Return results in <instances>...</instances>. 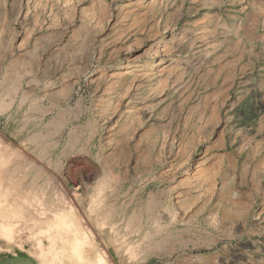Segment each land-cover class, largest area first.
I'll return each instance as SVG.
<instances>
[{
  "label": "rangeland",
  "instance_id": "374dc122",
  "mask_svg": "<svg viewBox=\"0 0 264 264\" xmlns=\"http://www.w3.org/2000/svg\"><path fill=\"white\" fill-rule=\"evenodd\" d=\"M0 192V264H264V0H0Z\"/></svg>",
  "mask_w": 264,
  "mask_h": 264
},
{
  "label": "bare ground",
  "instance_id": "6f19581e",
  "mask_svg": "<svg viewBox=\"0 0 264 264\" xmlns=\"http://www.w3.org/2000/svg\"><path fill=\"white\" fill-rule=\"evenodd\" d=\"M154 64L156 65V67H158V66H160L161 64H162V61H155L154 62ZM127 72H130V71H141V64L140 63H138V62H136V63H133V64H131V65H129V66H127V70H126ZM18 183V182H17ZM19 184V183H18ZM17 187H18V185H17ZM19 188V187H18ZM1 193V192H0ZM28 193V192H27ZM32 198H35L34 196H32ZM37 198V197H36ZM32 201H33V199H32ZM35 202H37V200L35 201ZM34 203V202H33ZM154 203H156V202H154ZM152 205V204H151ZM23 209H24V207L22 206V205H18L15 209H14V211H16L17 213H20V212H23ZM153 209V208H152ZM147 211H148V208H147ZM40 213V212H39ZM57 215V214H56ZM49 218V217H48ZM0 219H2V218H0ZM1 221V220H0ZM48 221V220H47ZM39 222V221H38ZM68 222V221H67ZM69 223V222H68ZM37 224V223H36ZM57 224V223H56ZM64 224H66V223H64ZM138 224H140V223H138V222H136V223H134L133 221H132V226H134L135 227V229L133 228V231L134 232H137L136 230H139L140 229V225H138ZM74 225V224H73ZM33 227H35V226H33ZM41 227V226H40ZM77 228V227H76ZM63 229V228H62ZM132 231V230H131ZM66 233V232H65ZM58 234V233H57ZM79 234L80 233H78L77 231L74 233V239H75V241H77L76 243L77 244H71V246H70V244H67V245H64V246H62L61 248L62 249H73V248H76L77 249V247L81 244V242H88L89 241V238L87 237V236H85V234H83V233H81L82 235L81 236H79ZM56 235V234H55ZM60 235V234H59ZM69 235V234H68ZM170 236V235H169ZM63 238V237H62ZM171 238V237H170ZM57 239V238H56ZM50 240V239H49ZM65 240V239H64ZM63 240V241H64ZM75 241H74V243H75ZM75 249V250H76ZM73 251V250H72ZM90 251V250H89ZM74 252V251H73ZM66 253V252H65ZM84 254H87V250H84V248H83V252H81L80 251V254H79V258L80 259H82V257L84 258ZM63 257V256H62ZM101 259H102V257H101ZM102 261V260H101ZM98 263V262H97ZM96 264V263H95ZM100 264V263H99Z\"/></svg>",
  "mask_w": 264,
  "mask_h": 264
}]
</instances>
